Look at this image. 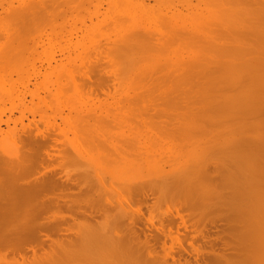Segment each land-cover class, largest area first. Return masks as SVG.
<instances>
[{
  "label": "rangeland",
  "instance_id": "374dc122",
  "mask_svg": "<svg viewBox=\"0 0 264 264\" xmlns=\"http://www.w3.org/2000/svg\"><path fill=\"white\" fill-rule=\"evenodd\" d=\"M0 264H264V0H0Z\"/></svg>",
  "mask_w": 264,
  "mask_h": 264
},
{
  "label": "bare ground",
  "instance_id": "6f19581e",
  "mask_svg": "<svg viewBox=\"0 0 264 264\" xmlns=\"http://www.w3.org/2000/svg\"><path fill=\"white\" fill-rule=\"evenodd\" d=\"M133 1V0H132ZM139 1H137V3H138ZM124 3V2H123ZM125 4V3H124ZM143 8V7H142ZM118 9V8H117ZM155 22V21H154ZM156 28H158V27H156ZM159 29V28H158ZM129 61V60H128ZM127 64V63H126ZM130 64V63H129ZM127 66V65H126ZM130 68V67H129ZM125 69V68H124ZM179 76H181V75H179ZM178 75L176 76V78H178L179 77ZM184 77L185 76H183V78H182V76L181 77H179V78H182V79H184ZM181 79V80H182ZM187 79V78H186ZM229 101V100H228ZM231 101V100H230ZM224 102V101H223ZM232 102V101H231ZM241 102V101H240ZM228 103H230V102H228ZM218 104V103H217ZM222 104V103H221ZM225 104V103H224ZM232 104V103H231ZM237 104V103H236ZM219 105V104H218ZM239 105V104H238ZM235 106H237V105H235ZM34 137V136H33ZM54 182V181H53ZM60 184L57 182V181H55L54 182V185L52 186V185H48L46 182H43L42 184H39L38 186H31V187H29V189L31 190L30 192H32V194H33V196L34 195H36L38 192H39V190H49L51 187H58ZM134 186V185H133ZM23 192V191H22ZM23 196H21L20 195V193H19V195H18V193H17V196L15 197L14 195H13V198L11 197L9 200H8V198H7V201L6 202H4L3 203V205H2V214H5V212L7 213V212H9V211H12V210H14V209H16L17 207L19 208V209H21V207H23V206H25V205H27L29 202H26L25 200H26V198H23ZM25 199V200H24ZM32 198L30 197V200H31ZM47 203H49V204H57V205H60V200L59 199H54V200H51V201H48ZM6 207V208H5ZM47 206L45 205V203H39L38 201L36 202V204H35V207L31 210V211H40V209L43 211V210H45V208H46ZM113 207H115L114 205H112V208ZM120 207H122V205L120 206ZM124 207V206H123ZM122 207V209H124ZM39 208V209H38ZM116 208V207H115ZM5 209V210H4ZM117 209H118V207H117ZM5 211V212H4ZM119 211H121V208H120V210ZM4 212V213H3ZM22 213H24L25 211L24 210H22L21 211ZM121 212H123V211H121ZM178 217H179V221L178 220H176V218H175V216H173V217H171V218H166L165 219V222L163 221V220H161V222H160V227H159V229L160 230H158V231H156V236L160 239H162V238H164V241H166V237L168 236L166 233H163L162 231H164V230H166V231H171V233H173L174 231H175V227L174 226H172L171 228L168 226L169 225V223L171 222L173 225H177L178 227H182L183 228V230H184V237H186V238H188L189 237V239L191 240L192 238H194L193 236H188V231H187V229H188V220L187 219H185V218H183V215L182 214H179L178 215ZM145 223V222H144ZM152 223H154V222H152ZM146 224V223H145ZM33 232V231H32ZM31 232V233H32ZM141 232L143 233V236H144V240H147V235L145 234V231H143V230H141ZM134 233H136V232H134ZM163 233V234H162ZM11 235H13L14 237L17 235L16 234V232L15 233H13V234H11ZM33 235H35V234H29V237H31V236H33ZM172 236H174V235H172ZM188 236V237H187ZM195 236V235H194ZM208 238V237H207ZM14 240V239H13ZM14 243H18V242H14ZM162 243V242H161ZM181 247H179L180 249H175V247L173 248H170V249H168V250H166L165 251V254H173V255H176L178 258H185L186 256H185V254H186V249H181L182 247L183 248H185V245H183L182 244V242H181ZM161 248L163 247L162 245L160 246ZM25 248V247H24ZM33 248V247H32ZM12 252H22L24 249L23 248H21V244L19 243V245H12ZM155 250V248H153V252H155L154 251ZM24 251H26V250H24ZM34 251V250H33ZM150 252V251H149ZM151 254H153V253H151ZM217 257H219V256H217ZM219 259H220V257H219ZM218 258H217V260H219Z\"/></svg>",
  "mask_w": 264,
  "mask_h": 264
}]
</instances>
